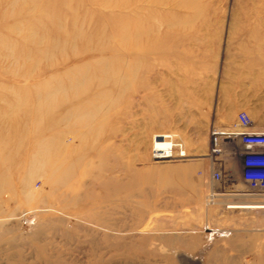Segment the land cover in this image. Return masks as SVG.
<instances>
[{
    "label": "rangeland",
    "instance_id": "1",
    "mask_svg": "<svg viewBox=\"0 0 264 264\" xmlns=\"http://www.w3.org/2000/svg\"><path fill=\"white\" fill-rule=\"evenodd\" d=\"M256 52L264 0H0V264H202L225 245V222L204 215L208 188L232 184L240 159L221 171L210 154L211 74ZM90 61L116 63L128 83L104 87L119 120L111 177L130 167L143 180L127 201L77 205V69ZM156 135L187 158L154 160ZM44 143L55 167L36 164Z\"/></svg>",
    "mask_w": 264,
    "mask_h": 264
},
{
    "label": "crops",
    "instance_id": "2",
    "mask_svg": "<svg viewBox=\"0 0 264 264\" xmlns=\"http://www.w3.org/2000/svg\"><path fill=\"white\" fill-rule=\"evenodd\" d=\"M249 60L235 68L234 75L223 71L211 74V83H215L211 127L224 133L219 145L221 171L226 168L225 162L234 155L238 158L242 149L239 137L230 135L239 133L237 116L240 112H245L250 119L248 132L264 133V52L252 53ZM243 77L244 82L248 81L244 88L230 87L242 83ZM241 168L240 159L232 184L220 180L216 185L213 179L209 184L205 218L225 222L231 234H225V245L218 241L208 247L202 264H264V209L251 207L257 203L264 205V189H253L243 181Z\"/></svg>",
    "mask_w": 264,
    "mask_h": 264
},
{
    "label": "bare ground",
    "instance_id": "3",
    "mask_svg": "<svg viewBox=\"0 0 264 264\" xmlns=\"http://www.w3.org/2000/svg\"><path fill=\"white\" fill-rule=\"evenodd\" d=\"M77 56H79V54H77ZM98 64H91L90 61L87 65H82L77 69V205L85 199L94 197L105 200L119 197L127 201L134 197V193L139 194L141 185L143 184L140 173H135L133 175L132 171L129 169L130 167H127L126 170H122L128 174L127 176L124 174L123 180L119 181L120 179L117 180L111 177L114 160L112 159L108 142L116 136L119 120L117 119L118 116H111L116 99L114 98V94L112 95L110 92L115 89L105 90L104 87L112 85L116 90H118V88H120L119 90H123L125 86H128V83L122 86L124 79L121 78L122 75H120V78L118 77L120 66L116 63ZM133 79L130 80L129 78L130 81H133ZM165 140H168L167 136L156 135L153 137L154 146L152 148V157L154 160L162 161L163 159L173 158L172 149H170L169 152H162L163 150L160 151L157 149ZM41 146V148H43L41 150V159L38 157L39 160L36 161V157L35 160L32 161L31 166H33V163L36 161V164H40L42 167H55L57 165L58 154L54 151L51 152L52 145L49 143L45 145L41 144ZM170 154L171 157L168 156ZM34 170L30 172L29 180L27 179L25 184L28 185V182L33 179ZM65 170L66 168L63 172ZM61 179H68V177L62 175L55 181H62ZM87 179L91 180V182L89 180L90 183L88 185L86 184ZM96 184H98L101 189V194L97 196H95L91 190ZM61 186L63 185L61 184ZM26 194L29 197H33L32 193L26 192ZM259 204L257 203L256 207L264 209L263 203ZM232 208L237 209L238 207ZM82 210H84V208H82Z\"/></svg>",
    "mask_w": 264,
    "mask_h": 264
},
{
    "label": "built area",
    "instance_id": "4",
    "mask_svg": "<svg viewBox=\"0 0 264 264\" xmlns=\"http://www.w3.org/2000/svg\"><path fill=\"white\" fill-rule=\"evenodd\" d=\"M237 126L240 129L239 133L235 134L232 132L230 135L238 136L242 145V149L237 155L242 160L241 178L253 189H264V133H250L247 131L250 127V119L245 112L238 114ZM223 134L218 130L212 131L210 151L212 155L220 156L222 153L219 147V139H221ZM168 156L171 157V154ZM184 156V153H179L178 157L170 160H184L187 158Z\"/></svg>",
    "mask_w": 264,
    "mask_h": 264
}]
</instances>
